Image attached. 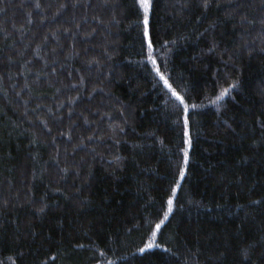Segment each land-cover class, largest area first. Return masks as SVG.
Returning <instances> with one entry per match:
<instances>
[{
	"label": "trees",
	"instance_id": "trees-1",
	"mask_svg": "<svg viewBox=\"0 0 264 264\" xmlns=\"http://www.w3.org/2000/svg\"><path fill=\"white\" fill-rule=\"evenodd\" d=\"M148 3L0 0V264H264V0Z\"/></svg>",
	"mask_w": 264,
	"mask_h": 264
},
{
	"label": "snow or ice",
	"instance_id": "snow-or-ice-1",
	"mask_svg": "<svg viewBox=\"0 0 264 264\" xmlns=\"http://www.w3.org/2000/svg\"><path fill=\"white\" fill-rule=\"evenodd\" d=\"M140 4H141V6H142L143 9H144L145 14H147L148 9H149V3H148V0H140ZM145 22H147V15H146V17H145ZM144 36H145V37L148 36L147 28L145 29ZM147 48H148L149 50H152V49H153V44H152L151 42H149V43L147 44ZM161 79H163V77H161ZM164 83H165V85H167V86L171 89V85L168 83L167 80H165ZM226 91H227V90H225V92H226ZM225 92H222V93H221V96H220V97H217V99H220L223 95H225ZM171 94H172L173 97L176 98V100H178V101L180 102V105H184V107H183V111H184V113H185V116H184V127H185V133H184V134H185V135H188V132H187L188 123H189V121H188V117H187L188 107H187V105H186L185 102H184V97L180 96L179 93H177L174 89H172ZM194 107H195V106H194ZM185 143H188V141L186 140ZM184 156H185V162H186L187 159H188V154H187V152L184 153ZM180 175H181V176L184 175V170H183V169H181V171H180ZM175 191H176V189L174 188V189H173V192H175ZM167 203H168V205H169V211H171V206H172V204H173V200H172V198H169L168 201H167ZM161 223H163V221H161ZM156 228L159 229V228H160V224H157V225H156ZM148 247H151V245H148ZM141 251H144V249H141Z\"/></svg>",
	"mask_w": 264,
	"mask_h": 264
}]
</instances>
